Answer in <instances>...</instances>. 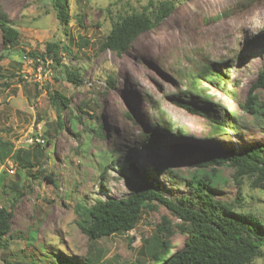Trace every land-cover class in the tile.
<instances>
[{"label": "rangeland", "instance_id": "rangeland-1", "mask_svg": "<svg viewBox=\"0 0 264 264\" xmlns=\"http://www.w3.org/2000/svg\"><path fill=\"white\" fill-rule=\"evenodd\" d=\"M160 1L68 0L72 18L65 28L51 0H0V9L19 32L18 43L10 46L3 44L0 29V141L12 145L0 157V181H5L0 205L14 212L0 264H59L62 258L72 264L87 259L93 264L148 262L152 252L147 243L157 242L161 216L177 221L165 207L144 211L129 232L90 241L78 225L80 205L125 197L143 183L173 199L190 195L182 177H188L199 155L182 152L177 157L170 146L178 142L216 151L264 146V116L256 119L240 105L255 69L264 64V0H170L174 5L168 16L138 36L126 52L101 47L120 17L152 9ZM49 42H59L62 65L39 66L24 57L29 51L43 52ZM201 63L218 70L223 79L222 89L217 80L194 83L196 92L208 95L204 101L191 92L181 95L187 86L192 90L189 74ZM66 70L78 71L81 81L68 80ZM17 73L24 80L13 76ZM55 91L69 99L68 108L59 111L49 97ZM255 94L264 101L263 90ZM177 95L216 119L222 116L217 105L231 111L235 127L212 132L207 117L172 104ZM154 121L168 129L156 128ZM101 122L105 127L99 132ZM55 129L58 134L47 144L46 133ZM34 141L50 155L40 159L49 178L45 173L32 178L15 157L18 149H32ZM215 169L228 179L213 190L215 197L233 204L234 212L264 222V189L254 188L248 177L235 180L228 164ZM34 229L36 239L29 238ZM185 239L181 232L171 235L175 249ZM250 264H264V256Z\"/></svg>", "mask_w": 264, "mask_h": 264}, {"label": "trees", "instance_id": "trees-1", "mask_svg": "<svg viewBox=\"0 0 264 264\" xmlns=\"http://www.w3.org/2000/svg\"><path fill=\"white\" fill-rule=\"evenodd\" d=\"M51 3L60 25L66 28L72 18L68 0H51ZM173 5L172 1L163 0L152 9L145 8L120 17L112 25L106 38L102 41L101 47L117 54L126 52L138 36L158 26V22L168 16ZM0 29L3 44L12 46L18 43L19 32L10 25L8 15L1 9ZM66 34L69 33L66 32ZM59 49V42H49L43 52L29 51L25 56L34 59L37 64L47 63V66L56 62L62 65ZM225 61V58H221V63ZM219 74L218 70L212 69L206 63H201L193 74H189L192 90L187 86L182 90L181 95L186 96L189 94L188 92H191L197 95L200 100H208V95L196 92L194 83L198 79L207 82L217 80L218 88L222 89L221 81L223 79ZM13 76L24 80V75L21 73L13 74ZM66 77L72 82L81 81L78 71L66 70ZM258 90L264 91V64L255 69L253 81L246 92L245 100L240 104L242 109L252 113L256 119L264 116V101L259 100L255 94ZM183 96H173L172 104L191 113H199L201 116L207 117L212 132H223L235 127L233 119L236 116L231 111L217 105L222 116L221 119H216L207 109L196 103H189ZM49 97L54 103L56 102L59 111L69 107V99L59 91L49 93ZM73 119V123L76 124L78 118L73 117ZM70 120L72 119L70 118ZM154 123L158 129H168V126L162 122L154 121ZM62 124L63 120L59 114L57 125L62 128ZM103 127H105V123L101 122L99 132ZM174 130L177 134V129ZM55 134H58L56 129L53 133H46L47 144L51 142ZM143 136V140L148 142V135L143 134ZM34 142L35 145L32 149L16 150L15 157L18 159L19 156L24 162V170H28V174L37 179L45 173L43 170L45 167H42L40 159L44 156L50 158V155L46 152L43 144L39 141ZM170 147L179 158L184 156L182 152L199 155V159L194 161V169L188 173V177H182L191 190V194L173 199L153 185L143 183L137 185L125 197H109L97 199L90 205L81 204L79 208L82 218L78 221V225L88 236V239L94 241L129 232L139 223L144 211H154L163 206L177 221H172L164 214L161 216V220L157 224V242L147 243V250L152 252L150 260L148 262L140 260L137 264H250L255 258L263 257L264 231L260 226L264 227V222L253 214L234 212L233 204L215 197L213 190L228 182V179L223 177L221 171L215 169V166L221 167L227 164L234 168L235 180L248 177L254 188L264 189V146L260 143H253L242 150L230 148L216 151L213 148L201 147L191 149L187 143L178 142ZM5 149L11 151V143L0 141V157L5 154ZM31 168H36V171L33 172ZM2 176H6V171L2 173ZM45 178H49L47 173H45ZM242 182L236 181L237 184ZM4 186L3 178L0 181V188ZM13 218L12 207L0 205V250L7 248L8 239L6 237L11 233ZM37 231L38 229L31 230L29 238L36 239ZM174 232H181L186 237L183 244L177 249L171 241V235ZM73 261L76 264H93L91 259ZM69 262L70 260L62 258V263L59 264H72ZM4 264H9V262L5 260ZM35 264L37 263L35 262Z\"/></svg>", "mask_w": 264, "mask_h": 264}, {"label": "built area", "instance_id": "built-area-1", "mask_svg": "<svg viewBox=\"0 0 264 264\" xmlns=\"http://www.w3.org/2000/svg\"><path fill=\"white\" fill-rule=\"evenodd\" d=\"M24 57H27V56H24ZM30 58V57H29ZM39 66H42V64H38Z\"/></svg>", "mask_w": 264, "mask_h": 264}]
</instances>
